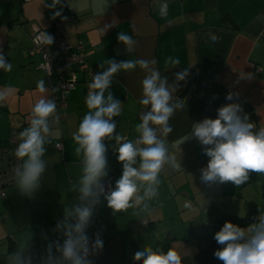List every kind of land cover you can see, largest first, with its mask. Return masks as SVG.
<instances>
[{
	"label": "crops",
	"instance_id": "1",
	"mask_svg": "<svg viewBox=\"0 0 264 264\" xmlns=\"http://www.w3.org/2000/svg\"><path fill=\"white\" fill-rule=\"evenodd\" d=\"M51 2L0 0V52L12 64L10 72L0 70V91L12 89V95L0 103V147L14 129L29 126L32 107L40 98L66 100L65 106L57 105L59 119L50 120L52 131L44 156L48 167L40 188L29 198L21 195L14 182L7 185L0 200V229H7L0 239V264H6L7 256L30 239L29 251L39 258L46 244L58 238L53 229L74 203L72 185L82 174L83 154L76 153L72 136L89 111L83 75L74 89L62 94L39 68L40 58L32 50L35 37L48 32L60 17L53 18L57 11L75 16L73 22L63 23V34L73 46L83 45L86 62L97 73L106 70L110 59H155L161 76L177 85L174 98L186 103L170 119L173 131L167 137L181 168L165 165L159 195L148 202L147 210L137 206L113 214L101 199L87 231L90 238L99 232L103 240V249L89 257L92 264H142L133 259L136 251L157 250L169 238V248L186 251L182 264H223L214 256L221 247L213 234L217 219L245 216L249 201L255 203L258 218L264 215V174L250 173L249 180L238 187L231 182L202 183L201 169L209 158L191 134L193 123L215 119L217 109L232 102L241 104L256 130L264 127V0H60L50 8ZM162 2L169 6L165 18L159 15ZM120 32L136 41L130 50L118 41ZM210 33L218 41H210ZM168 57L178 58L179 65L166 63ZM186 69L185 80L176 81V74ZM145 75L137 66L114 76L110 91L122 102L120 116L113 118L117 123L114 135H127L131 141L138 138L136 125L147 110L139 103ZM40 79L48 89L44 94L37 91ZM229 92L238 97L227 101ZM57 143L62 144L61 150ZM105 144V179L112 176L114 187L122 175V164L116 158L115 140ZM7 168L0 152V172ZM185 201L191 202L190 209L183 207ZM190 234L194 237L185 238Z\"/></svg>",
	"mask_w": 264,
	"mask_h": 264
},
{
	"label": "clouds",
	"instance_id": "2",
	"mask_svg": "<svg viewBox=\"0 0 264 264\" xmlns=\"http://www.w3.org/2000/svg\"><path fill=\"white\" fill-rule=\"evenodd\" d=\"M59 3L60 0H52L48 7L55 8ZM168 8L166 2L159 4L161 18L168 16ZM60 15L61 12L57 11L53 18ZM117 39L127 50L136 43L124 32L118 33ZM209 39L216 42L219 37L210 33ZM35 43L51 46L54 37L43 31L35 37ZM156 63L155 59L120 62L110 59L106 61V70L92 76L85 101L89 111L72 136L77 145L76 153L83 154L82 174L78 183L72 185L75 201L64 210L63 218L53 229L58 238L46 244L39 258L29 251L30 239L7 256L6 264H92L89 257L103 249V240L99 232L90 238L87 231L101 199L106 201L113 214L137 206L147 210L148 202L159 195V177L165 165L175 170L181 168L177 156L170 152L167 137L173 131L170 119L186 103L174 98L177 85L168 84L167 78L161 76L155 67ZM166 63L175 66L180 60L168 57ZM137 66L146 74L139 103L147 110L141 113V122L136 125L138 138L130 141L118 133L114 135L117 123L113 118L120 116L122 102L114 98L110 88L116 74L134 70ZM100 68H105V63L100 64ZM0 70H12V64L2 52ZM188 74V69L180 71L175 79L183 81ZM37 91L41 94L48 91L44 79L37 82ZM11 95L12 89L0 91V103ZM234 96L238 97V94L229 92L225 99L233 101ZM56 109L54 100L40 98L32 107L29 126L19 132V143L14 152L19 163L13 169V179L25 197L31 198L40 188L48 167L44 159L45 145L50 142V120L59 119ZM191 138L200 142L203 153L209 158L200 176L206 185L231 182L238 187L249 180L250 173L264 174V127L256 130L240 103H227L217 109L215 119L205 118L193 123ZM106 140H115L118 145L116 158L122 164V175L114 187L107 188L103 182L108 176ZM183 207L190 209L191 202L185 201ZM214 239L221 245L214 256L223 264H264V215L246 228L225 222ZM186 254L176 247H170L167 252L145 247L136 251L133 259L142 261V264H182V256Z\"/></svg>",
	"mask_w": 264,
	"mask_h": 264
},
{
	"label": "built area",
	"instance_id": "3",
	"mask_svg": "<svg viewBox=\"0 0 264 264\" xmlns=\"http://www.w3.org/2000/svg\"><path fill=\"white\" fill-rule=\"evenodd\" d=\"M75 16L64 11L60 17L54 22L52 28L47 32L54 37V43L51 46H41L35 43L33 52L39 55V68L46 71L51 85L57 86L62 94H66L76 87L80 82V75H83V83L85 90L88 93V85L92 82V76L97 74L94 67L86 62L88 53L80 43L73 46L63 34V23L73 22ZM50 73V74H49ZM56 105L65 106V98L58 99L54 97ZM24 127L14 129L5 144L1 145L0 152L6 157L8 168L0 172V197L5 196V188L7 185L14 183L13 169L19 163L14 155L15 149L18 146L19 132L23 131ZM127 140L130 138L124 136ZM131 141V140H130ZM57 149L61 150L62 144L57 143ZM104 184L113 187V177L109 176L105 179Z\"/></svg>",
	"mask_w": 264,
	"mask_h": 264
},
{
	"label": "trees",
	"instance_id": "4",
	"mask_svg": "<svg viewBox=\"0 0 264 264\" xmlns=\"http://www.w3.org/2000/svg\"><path fill=\"white\" fill-rule=\"evenodd\" d=\"M256 220H258L257 207H256L254 202L249 201V202H247V213L245 216L237 217V216H233V215H221L217 219L218 223H217V227L215 229L216 231L213 232V234L218 232L223 227L225 222H231L235 225H239L241 227H244V226L250 225L251 223L255 222ZM207 236H210V235H207ZM193 237L194 236L192 234H190L185 238H193ZM170 240L171 239L169 238L168 240L163 242L157 249L162 250L164 252H167V250L169 249Z\"/></svg>",
	"mask_w": 264,
	"mask_h": 264
},
{
	"label": "rangeland",
	"instance_id": "5",
	"mask_svg": "<svg viewBox=\"0 0 264 264\" xmlns=\"http://www.w3.org/2000/svg\"><path fill=\"white\" fill-rule=\"evenodd\" d=\"M37 55V54H36ZM38 57H39V55H38ZM3 198L2 197H0V200H2ZM3 228V226H2V223L0 222V228ZM16 232V231H15ZM20 232H22V230L21 231H19V233ZM14 234H16V235H18V232H16V233H14ZM7 235V229L5 228V230L3 231L2 229H0V239H2L1 237H3V236H6Z\"/></svg>",
	"mask_w": 264,
	"mask_h": 264
}]
</instances>
